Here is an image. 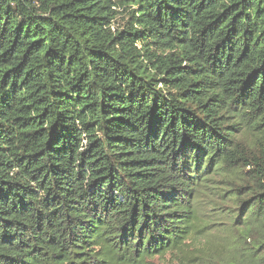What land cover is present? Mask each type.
Instances as JSON below:
<instances>
[{
    "label": "trees",
    "instance_id": "trees-1",
    "mask_svg": "<svg viewBox=\"0 0 264 264\" xmlns=\"http://www.w3.org/2000/svg\"><path fill=\"white\" fill-rule=\"evenodd\" d=\"M167 256L264 264V0H0V264Z\"/></svg>",
    "mask_w": 264,
    "mask_h": 264
},
{
    "label": "rangeland",
    "instance_id": "rangeland-1",
    "mask_svg": "<svg viewBox=\"0 0 264 264\" xmlns=\"http://www.w3.org/2000/svg\"><path fill=\"white\" fill-rule=\"evenodd\" d=\"M168 259H169V257L167 256L165 259H161L160 261H161V263H164V264H170V263H168V261H169ZM155 262L158 263L157 260Z\"/></svg>",
    "mask_w": 264,
    "mask_h": 264
}]
</instances>
